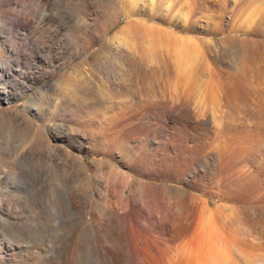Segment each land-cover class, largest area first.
I'll list each match as a JSON object with an SVG mask.
<instances>
[{"label": "rangeland", "instance_id": "1", "mask_svg": "<svg viewBox=\"0 0 264 264\" xmlns=\"http://www.w3.org/2000/svg\"><path fill=\"white\" fill-rule=\"evenodd\" d=\"M96 256L264 264V0H0V264Z\"/></svg>", "mask_w": 264, "mask_h": 264}, {"label": "bare ground", "instance_id": "2", "mask_svg": "<svg viewBox=\"0 0 264 264\" xmlns=\"http://www.w3.org/2000/svg\"><path fill=\"white\" fill-rule=\"evenodd\" d=\"M56 167H57V166H56ZM41 175H42V174H41ZM41 175H40V176H41ZM32 182H33V181H32ZM55 198H56V197H55ZM75 201H77V200H75V199L72 200V208H73V210L70 209V207L67 206V207H66V210H64V211H65V212L68 211L69 213H68V212H66V213H68V214L71 213V215H72V214L76 215V207H77L76 205H77V204H76ZM62 203H63V202H62ZM59 204H60V203H59ZM70 205H71V204H70ZM63 208H64V206H63ZM78 212H79V211H78ZM62 214H63V213H62ZM78 216H79V214H78ZM74 219H75V218H74ZM82 226H84V225H82ZM130 229H131V227H130ZM201 229H202V228H201ZM203 229H204V228H203ZM131 230H132V229H131ZM131 230H129V231H131ZM93 231H94V230H93ZM201 231H202V230H201ZM132 232H134V231H131V233H132ZM92 233H93V232H92ZM179 234H180V233H179ZM200 235H203V233L200 234ZM205 239H206V238H205ZM205 239H204V240H205ZM201 240L204 241V240L202 239V237H201ZM207 240H208V239H207ZM202 241H201V242H202ZM205 241H206V240H205ZM197 242H199V241H197ZM208 244H210V243L208 242ZM197 245H198V243H197ZM206 245H207V242H206ZM202 246H203V245H202ZM202 246H201V248H202ZM199 247H200V246H199ZM96 254H97V253H96ZM98 256H100V255H98ZM101 261H102V260H100V258L96 256V257L92 258L91 261H88L87 264H102ZM179 261H180V260H179ZM180 263H181V262H180ZM180 263H178V264H180ZM198 263H199V262H198ZM198 263H197V264H198ZM161 264H167V263H165V262L162 261ZM181 264H182V263H181Z\"/></svg>", "mask_w": 264, "mask_h": 264}]
</instances>
